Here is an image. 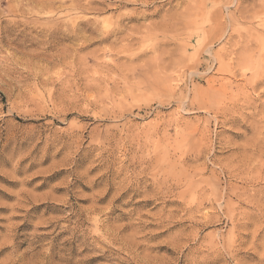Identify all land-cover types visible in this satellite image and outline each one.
I'll return each mask as SVG.
<instances>
[{
  "label": "rangeland",
  "instance_id": "1",
  "mask_svg": "<svg viewBox=\"0 0 264 264\" xmlns=\"http://www.w3.org/2000/svg\"><path fill=\"white\" fill-rule=\"evenodd\" d=\"M263 5L0 0V264H264Z\"/></svg>",
  "mask_w": 264,
  "mask_h": 264
},
{
  "label": "bare ground",
  "instance_id": "2",
  "mask_svg": "<svg viewBox=\"0 0 264 264\" xmlns=\"http://www.w3.org/2000/svg\"><path fill=\"white\" fill-rule=\"evenodd\" d=\"M263 6H264V5H263ZM260 23H261V22H260ZM220 67H221V66H220ZM223 67H224V66L222 65V68H223ZM229 67H230V66H229ZM261 73H262V72H261ZM259 74H260V73H259ZM258 78H260V77L258 76L257 79H258ZM248 79H249V78H248ZM248 79H247V80H248ZM250 81H251V80H250ZM250 81H247V82H250ZM247 82H246V83H247ZM246 83H244V84L246 85ZM247 85H248V84H247ZM250 85H251V84H250ZM241 95H242V94H241ZM235 102H236V101H235ZM247 104L249 105V103H247ZM232 106H233V105H232ZM229 109H230V108H229ZM227 111H228V110H227Z\"/></svg>",
  "mask_w": 264,
  "mask_h": 264
}]
</instances>
